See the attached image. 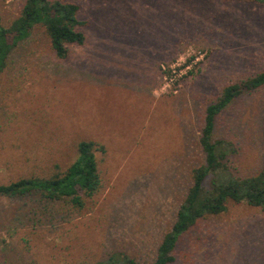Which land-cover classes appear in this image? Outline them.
<instances>
[{"label":"rangeland","instance_id":"rangeland-1","mask_svg":"<svg viewBox=\"0 0 264 264\" xmlns=\"http://www.w3.org/2000/svg\"><path fill=\"white\" fill-rule=\"evenodd\" d=\"M86 41L56 56L42 26L0 76V183L65 168L91 139L102 189L82 213L36 194L0 196V263L96 264L120 252L150 264L204 162V111L221 88L264 70V4L241 0H68ZM24 0H0L2 23ZM203 54L186 73L162 66ZM186 73V74H185ZM233 142V172L264 165V84L215 117ZM171 264H264V211L228 203L178 240Z\"/></svg>","mask_w":264,"mask_h":264},{"label":"trees","instance_id":"trees-1","mask_svg":"<svg viewBox=\"0 0 264 264\" xmlns=\"http://www.w3.org/2000/svg\"><path fill=\"white\" fill-rule=\"evenodd\" d=\"M264 4V0H241ZM80 6L68 0H24L19 14L8 25L0 15V76L8 66L10 54L37 25L43 27L57 57L64 59L74 46L86 41L84 28L88 20L79 16ZM264 84V70L224 85L215 99L207 104L198 143L204 162L190 170V184L182 197L171 227L164 233L154 261L171 264L180 237L200 219L219 215L228 203H245L264 211V165L255 173L240 175L231 166L233 142L226 137L213 138L214 120L243 90H254ZM76 158L64 169L59 165L45 175H29L0 183V196L15 197L36 194L64 212L87 211L94 196L102 189L97 151L104 147L91 139L76 143ZM2 264V263H0ZM96 264H136L134 259L115 252Z\"/></svg>","mask_w":264,"mask_h":264},{"label":"built area","instance_id":"built-area-1","mask_svg":"<svg viewBox=\"0 0 264 264\" xmlns=\"http://www.w3.org/2000/svg\"><path fill=\"white\" fill-rule=\"evenodd\" d=\"M202 56L203 54H196L194 52L193 56H181L180 62H176L175 64L173 62L169 66H162L163 67L162 69L165 74V78L166 79L170 78V81H172L173 80L172 76L174 77L176 76V79H178L179 73L182 70H185V72L187 73L191 69L193 64L199 61Z\"/></svg>","mask_w":264,"mask_h":264}]
</instances>
